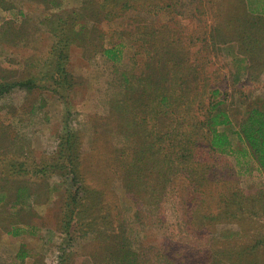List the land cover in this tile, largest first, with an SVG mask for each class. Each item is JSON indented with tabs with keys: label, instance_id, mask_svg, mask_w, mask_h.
<instances>
[{
	"label": "rangeland",
	"instance_id": "1",
	"mask_svg": "<svg viewBox=\"0 0 264 264\" xmlns=\"http://www.w3.org/2000/svg\"><path fill=\"white\" fill-rule=\"evenodd\" d=\"M124 1L0 0V264H124L129 248L152 264L164 254L194 264L209 242L225 250L213 264H251L254 253L264 264V170L252 157L239 165L234 155L201 153L211 168L209 207L186 210L190 181L174 164L161 171L164 158L136 163L144 135L114 105L123 98L119 72L138 74L141 61L157 84L179 60L172 73L203 80L197 92H220L232 123L219 129L245 149L240 128L264 111V0H150L172 7L141 13L156 28H142L144 43L131 31L118 72L99 50L136 26L131 9L105 18ZM210 208L222 215L203 237L198 221Z\"/></svg>",
	"mask_w": 264,
	"mask_h": 264
},
{
	"label": "trees",
	"instance_id": "2",
	"mask_svg": "<svg viewBox=\"0 0 264 264\" xmlns=\"http://www.w3.org/2000/svg\"><path fill=\"white\" fill-rule=\"evenodd\" d=\"M137 1L138 4L134 3V0H125L120 3V9L110 11L109 15L105 16V18L108 17L109 20L114 19V17L122 16L119 14L121 9H127V11L131 9L138 13V15H135L136 17H131L129 21L132 25L136 24L135 27L126 28L127 30H122L123 32L118 30L116 33L119 39L99 50V53L114 65L117 70L124 59V49L128 44L133 43L127 40V38L129 40L134 39L130 36L131 31L132 36H134L136 32L133 29L138 30L139 36L136 38L141 39L144 43V40H146V37H149L150 34H146L142 31V28L149 29L150 32L156 28V22L146 21L143 16H140L141 13L145 11L153 12L156 16L159 14L157 11L158 9L164 10L172 7V1L165 4L159 1V3H156L154 6L149 3L150 0ZM144 33L145 35L141 38L140 35ZM199 53L200 52H198V54ZM172 62V70L176 67H181V61L176 60ZM166 64L167 61L161 63L163 72L166 69ZM138 66L140 72L132 76L127 75L126 72H119L118 70L120 75L119 81L122 83L121 92L123 98L115 101V111L117 113L121 111L125 119V125L129 124L128 126H130L133 124L135 126L138 136L144 135L146 147L140 151V156H136V163L146 159L148 154L155 157L152 158L153 160L164 158L165 160L161 171L164 167L165 170H167V166L171 167L170 165L174 164L175 170L182 171L185 177L190 181L188 185L189 194L186 199V202L188 201L186 210L190 211L193 203H195V206L199 209L207 210V206L209 207V205H207L206 196L207 190L212 182L211 177H209L211 168L208 166L207 158L205 161H200L201 153H209L210 155L221 157L234 155L239 165L244 163L240 160L241 156L245 157L247 164V155H250L252 160L258 165L257 169L264 170V111L255 109L249 113L248 118L243 122L239 132L240 140L245 144L246 148L235 150L228 134L219 129L222 126L231 124L232 120L228 112L220 108L225 101L219 98L220 92L218 90L212 92L202 90L197 92L196 89L198 88H206V83L203 82V80L200 82L192 81L193 78H190L187 74L186 78H182L179 71H173L172 73V70L167 72L166 78L163 77V82L153 84L150 80L151 74L142 71L141 61H138ZM183 75H185V73H183ZM3 90L4 88L1 87L0 94ZM138 93L139 95L134 97ZM145 93L147 95H145ZM130 107L137 110V112L133 109L130 111L128 109ZM144 111H146V114ZM130 112L132 115L136 112L135 119L130 118ZM141 116H143V118H140ZM68 145L72 150L74 146L71 138H69ZM168 152L172 154L166 155L165 157V153ZM68 160L74 164L71 155ZM170 175V172L161 173V177L164 179L163 181H167ZM73 177L74 179L78 178L75 171H73ZM144 177L145 175L138 177L134 185L138 188L139 193L144 189ZM71 200L72 202L79 203L76 194H73ZM229 200L231 199L228 198L227 202H229ZM222 201L225 203L226 198L222 197ZM211 209L212 208H210L208 212L203 211L201 217H199L198 223L202 229L201 231H204L202 236L207 235L205 229L210 225L212 226V224L214 225L216 215H222L220 210L216 213ZM196 212L200 213L201 211L196 209ZM188 224L189 228H191L192 223L187 221L186 225L188 226ZM188 231L190 232L193 230L188 229ZM198 239L203 238L198 237ZM211 243L212 242H209V244ZM209 244L206 249L198 250L196 259L193 257V260H195L194 262H196L194 264H213L211 258L215 261L222 259L225 251L224 248L219 247L223 250V253H221L222 250L216 251L217 248H212ZM129 253L130 259H125L124 264H152L149 263L150 259L135 257L130 248ZM251 253L253 252H250V254ZM248 259V254H239L237 257L239 261L247 262ZM249 261H251V264H263L260 262V257L257 256V253L252 254ZM163 264L181 263L180 261L177 262L169 258L168 254H164Z\"/></svg>",
	"mask_w": 264,
	"mask_h": 264
}]
</instances>
